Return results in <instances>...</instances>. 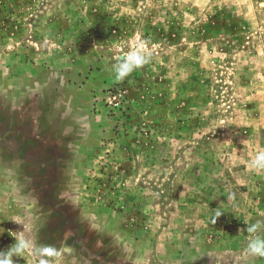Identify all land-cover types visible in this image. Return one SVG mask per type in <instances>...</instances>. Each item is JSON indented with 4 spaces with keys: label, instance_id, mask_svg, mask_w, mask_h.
Here are the masks:
<instances>
[{
    "label": "rangeland",
    "instance_id": "obj_1",
    "mask_svg": "<svg viewBox=\"0 0 264 264\" xmlns=\"http://www.w3.org/2000/svg\"><path fill=\"white\" fill-rule=\"evenodd\" d=\"M262 151L264 0H0V264H264Z\"/></svg>",
    "mask_w": 264,
    "mask_h": 264
},
{
    "label": "clouds",
    "instance_id": "obj_2",
    "mask_svg": "<svg viewBox=\"0 0 264 264\" xmlns=\"http://www.w3.org/2000/svg\"><path fill=\"white\" fill-rule=\"evenodd\" d=\"M151 60V54L148 53L141 44H136L131 47L126 53L117 55L115 62L111 65L115 80L123 81L137 69L142 68ZM249 168L254 172H264V151L258 152L249 162ZM223 209H218L214 213L213 223L215 219L222 214ZM246 232L249 234L245 246V252L250 257H264V221L257 220L249 223L246 227ZM25 247L23 240L19 241L16 246V251H22ZM11 254H9L10 259Z\"/></svg>",
    "mask_w": 264,
    "mask_h": 264
},
{
    "label": "trees",
    "instance_id": "obj_3",
    "mask_svg": "<svg viewBox=\"0 0 264 264\" xmlns=\"http://www.w3.org/2000/svg\"><path fill=\"white\" fill-rule=\"evenodd\" d=\"M112 91L116 92V97L120 100L122 104L119 108L122 110V115H124L125 118L129 119L127 121L131 124V118L134 112V107L138 106V102L140 100L139 97L131 98V96H133L136 91L132 89L129 85H127L125 81L123 83H116L115 86L112 88ZM120 92H123L122 96L121 94L119 95ZM136 122L139 125V120H136Z\"/></svg>",
    "mask_w": 264,
    "mask_h": 264
}]
</instances>
